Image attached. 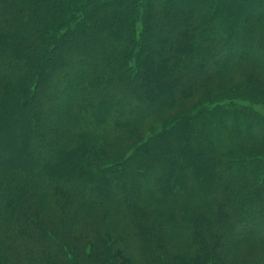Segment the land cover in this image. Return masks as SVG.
<instances>
[{
	"label": "trees",
	"instance_id": "trees-1",
	"mask_svg": "<svg viewBox=\"0 0 264 264\" xmlns=\"http://www.w3.org/2000/svg\"><path fill=\"white\" fill-rule=\"evenodd\" d=\"M258 106L264 0H0V264H264Z\"/></svg>",
	"mask_w": 264,
	"mask_h": 264
},
{
	"label": "rangeland",
	"instance_id": "rangeland-1",
	"mask_svg": "<svg viewBox=\"0 0 264 264\" xmlns=\"http://www.w3.org/2000/svg\"><path fill=\"white\" fill-rule=\"evenodd\" d=\"M223 86V85H222ZM258 109L259 111L258 112H261L262 114H264V107H261V106H258V107H255V110ZM185 111V109H184ZM254 129L256 130H260L258 129V127H254ZM258 227L260 229L257 230V232H259L261 230V232L264 230V226H262L260 223H258ZM246 247V248H245ZM244 249H248L247 251L251 250L252 248H250V246H240L238 249H236L235 251H233V253L231 254L232 256H235L236 255H239L241 253L244 252Z\"/></svg>",
	"mask_w": 264,
	"mask_h": 264
}]
</instances>
